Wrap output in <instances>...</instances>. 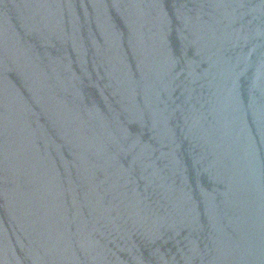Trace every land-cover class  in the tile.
Listing matches in <instances>:
<instances>
[{
  "label": "water",
  "instance_id": "1",
  "mask_svg": "<svg viewBox=\"0 0 264 264\" xmlns=\"http://www.w3.org/2000/svg\"><path fill=\"white\" fill-rule=\"evenodd\" d=\"M0 264H264V0H0Z\"/></svg>",
  "mask_w": 264,
  "mask_h": 264
}]
</instances>
